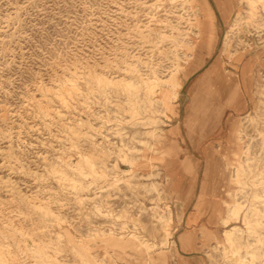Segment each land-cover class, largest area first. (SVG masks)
Listing matches in <instances>:
<instances>
[{
  "label": "rangeland",
  "instance_id": "374dc122",
  "mask_svg": "<svg viewBox=\"0 0 264 264\" xmlns=\"http://www.w3.org/2000/svg\"><path fill=\"white\" fill-rule=\"evenodd\" d=\"M236 3L206 53L186 43L201 24L194 0H0V264H264V5ZM212 62L225 79L246 68L243 92L214 76L195 95ZM173 73L166 109L156 100ZM178 161L212 181L213 223L185 226L197 199L171 191ZM253 204L259 224L243 222Z\"/></svg>",
  "mask_w": 264,
  "mask_h": 264
},
{
  "label": "crops",
  "instance_id": "0c3cea01",
  "mask_svg": "<svg viewBox=\"0 0 264 264\" xmlns=\"http://www.w3.org/2000/svg\"><path fill=\"white\" fill-rule=\"evenodd\" d=\"M196 3L200 10V23H209L207 34L208 38H212L217 34V23L226 24L235 16L233 9L237 5L236 0H196ZM239 4V3H238ZM239 10V9H238ZM207 26L204 25L202 29V33L206 31ZM204 36V34H203ZM203 38V37H202ZM205 52H203L204 54ZM222 68V65L217 66L215 62H212L210 65L204 67V71L201 76L196 77L193 81L195 95L198 92L199 86L202 85L203 81H207L212 79L214 76H219L220 79L226 81L229 79L234 82V86L232 90L234 93H242L243 91L239 88L238 84L235 82L240 81V77L244 78L247 76L246 71L241 69V72H234L231 74V77L225 79L224 74L221 75L219 70ZM203 69V68H202ZM194 68H188L184 72V78L188 79L191 74L195 73ZM196 74V73H195ZM220 74V75H219ZM222 86V85H221ZM231 87V86H230ZM223 87L220 85L217 87V92L221 93ZM235 90H234V89ZM230 89H228L229 91ZM215 98V95L213 96ZM211 97V98H213ZM185 162L181 163L178 161L177 163H172L166 165L165 172L167 173L170 180V189L173 193L178 195V197L184 199H197L189 204L188 209H186L185 215V226L191 227L195 224L203 223V224H211L215 221V215L212 210V201H204L203 199L212 200L211 196H207V193H212L213 184L210 180L209 184L207 180L198 181V177L195 174V171H187L184 169ZM173 174V175H171ZM199 188V190H197ZM199 199V200H198ZM186 240L180 244L181 246L186 244ZM181 264H207L203 257L198 255H185L182 256L180 260Z\"/></svg>",
  "mask_w": 264,
  "mask_h": 264
},
{
  "label": "bare ground",
  "instance_id": "6f19581e",
  "mask_svg": "<svg viewBox=\"0 0 264 264\" xmlns=\"http://www.w3.org/2000/svg\"><path fill=\"white\" fill-rule=\"evenodd\" d=\"M194 2L196 3V0H194ZM247 2L249 3V5L251 6V9H253L254 7H256V5H257V3L258 2H260V3H262V5H264V0H247ZM197 4V3H196ZM197 6V5H196ZM198 7V6H197ZM198 9V8H197ZM237 18H239V16H238V12H236V14H235V16L233 17V20H236ZM167 20H169V19H167ZM170 21V20H169ZM168 25V24H167ZM200 26H201V24H199V26H198V29L196 30V31H194V33H193V37H194V40H192V39H188V41L186 42L187 43V45H193L194 47H195V49H197L198 50V48H199V43H200V39H203L204 41H205V44H206V53H208V52H210V50H211V48L213 47V41H210V38H208V34H207V30H208V26H210V24L209 23H207L205 26H207L206 28V31H204V33H202L203 31H202V29H203V26H201V28H200ZM178 29V28H177ZM234 29L233 28H230L229 30H227L226 32H225V37L227 36V35H231V32L233 31ZM203 34H204V36H203ZM203 37V38H202ZM213 38V37H212ZM242 60H245L244 61V63H243V65L245 66V67H249V58H247L246 56H244L243 57V59ZM177 66V70H176V73L178 74H180V70L181 69H183L184 67H185V63L184 64H178V65H176ZM175 66V67H176ZM244 69H246V68H244ZM174 70V69H173ZM172 72V71H171ZM97 73V72H96ZM99 73V72H98ZM132 73V72H131ZM175 73V72H174ZM174 73L172 74V75H168L169 77H167V78H165V79H161V81H162V84H161V86H162V88L160 89V92H159V97H158V99L156 100V101H159L160 103H162L164 106H165V108L166 109H171V103H172V99L173 98H175V96H176V93H177V90H178V88H180V86H181V83L179 82V76H177L176 77V75H174ZM73 75V74H72ZM78 77V76H77ZM88 77V76H87ZM157 77V76H156ZM145 78V77H144ZM77 79V78H76ZM86 79V78H85ZM90 79H92L91 77H90ZM139 79V78H138ZM158 79V78H157ZM74 80V79H73ZM78 80V79H77ZM82 80V79H81ZM95 80L97 81V82H99V83H101L102 84V86H103V83H105V84H108V83H110V84H112V86H114V85H116V84H119V85H121V88L123 89V90H127V91H130V90H132V89H135L136 87V84L135 83H133V82H130V81H127V80H125V79H123V78H118V79H112V78H108V77H104V76H102V75H100V74H95ZM70 81V80H69ZM94 81V80H93ZM82 82H84L83 80H82ZM142 82H143V80H142ZM64 83V82H63ZM158 83V82H157ZM67 84V83H66ZM76 84V83H75ZM159 84V85H160ZM100 85V84H99ZM98 85V86H99ZM143 85H144V89H145V91L146 92H152L153 91V89H154V87H155V84L153 83V82H151V81H144V83H143ZM193 85H194V83H193ZM105 86V85H104ZM110 86V85H109ZM72 87V86H71ZM117 87V86H116ZM115 88V87H114ZM67 89V88H66ZM103 89V88H102ZM119 89V88H118ZM141 89V88H140ZM71 90H73V89H71ZM114 90V89H113ZM121 90V89H120ZM64 91V90H63ZM62 91V92H63ZM91 91V90H90ZM141 91V90H140ZM144 91V90H143ZM92 92V91H91ZM65 93V92H64ZM89 93V92H88ZM103 93V92H102ZM156 93V92H155ZM149 96V95H148ZM153 97V96H152ZM148 100H149V98H148ZM151 101V100H150ZM131 103H132V101H131ZM151 103H152V101H151ZM156 103V102H155ZM158 103V102H157ZM154 104V103H153ZM159 104V103H158ZM159 106V105H158ZM156 107V106H155ZM151 108H152V105H151ZM154 111V110H153ZM105 115H106V113H105ZM107 116V115H106ZM105 116V117H106ZM149 118V117H148ZM103 120H105V119H103ZM102 121V120H101ZM107 121V120H106ZM127 121V120H126ZM111 124H113V127H116V126H118V125H120L116 120L115 121H113V123H111ZM113 129V128H112ZM238 130V129H237ZM121 133V132H120ZM238 140H239V138H238ZM158 142V141H157ZM164 153H166V152H164ZM167 154V153H166ZM168 155V154H167ZM134 161V160H133ZM93 163V162H92ZM88 164H90V163H88ZM95 165V164H94ZM91 166H93L92 164H91ZM103 166H105V165H103ZM131 166V165H130ZM82 168V167H81ZM89 168V167H88ZM96 168V167H95ZM83 169V168H82ZM103 169V168H102ZM101 169V170H102ZM107 169V168H106ZM87 170V169H86ZM91 170V169H90ZM238 170H236V172H237ZM103 172H104V170H103ZM137 172V171H136ZM107 173V172H106ZM79 174V173H78ZM91 174V173H90ZM104 174V173H103ZM148 174V173H147ZM93 175H94V173H93ZM140 175H141V173H140ZM171 175H173V174H171ZM168 176V175H167ZM97 177H98V175H97ZM101 177V176H100ZM99 177V178H100ZM93 181V180H92ZM237 182H239V181H237ZM93 183V182H92ZM170 183V182H169ZM88 188V187H87ZM88 190H89V188H88ZM84 191H85V188H84ZM86 192V191H85ZM87 193V192H86ZM255 199H257V197L255 196L254 197V199L253 200H255ZM244 207V205L242 204V203H239V202H236L234 205H231L230 206V209L228 210V212H230V214H232L235 218H237L238 217V214H239V212L242 210V208ZM166 215V214H165ZM251 216H254L255 217V223L256 224H259L261 221H260V217H261V210L260 209H258L257 208V206L256 205H252L250 208H248L247 210H246V212H245V214H244V216H243V222H246L247 220H248V217H250L251 218ZM167 217V216H166ZM165 217V218H166ZM253 218V217H252ZM251 218V219H252ZM250 219V220H251ZM225 222V221H224ZM234 228H237L236 226H233ZM229 231H231V230H226L225 232H226V238H227V240L228 241H231L232 243L235 241L234 239H233V233L234 232H232L231 231V233H228ZM260 241H264V239H260ZM248 249H250V248H248ZM255 251V250H254Z\"/></svg>",
  "mask_w": 264,
  "mask_h": 264
}]
</instances>
